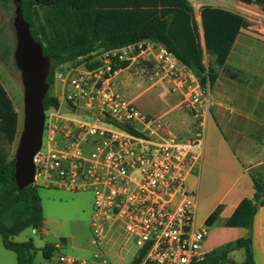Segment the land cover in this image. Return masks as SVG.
<instances>
[{"label":"built area","instance_id":"built-area-1","mask_svg":"<svg viewBox=\"0 0 264 264\" xmlns=\"http://www.w3.org/2000/svg\"><path fill=\"white\" fill-rule=\"evenodd\" d=\"M211 5L258 29L264 22V6L257 0ZM146 62L173 83L181 104L196 118L190 138H180L163 115L146 114L117 90L118 70ZM54 78L60 85L54 95L58 105L45 111L42 146L34 156L35 184L93 191V258L108 264L107 252L119 244L120 257L126 246L136 248L129 264H203L209 225H195L196 196L187 181L203 157L205 118L214 104L209 85L203 87L165 46L147 39L99 47L60 64ZM62 105L71 112H61ZM54 246L48 264H88L64 253L63 241Z\"/></svg>","mask_w":264,"mask_h":264},{"label":"trees","instance_id":"trees-1","mask_svg":"<svg viewBox=\"0 0 264 264\" xmlns=\"http://www.w3.org/2000/svg\"><path fill=\"white\" fill-rule=\"evenodd\" d=\"M9 1L0 0V3ZM20 7L32 35L43 44L45 54L51 59L50 89L60 64L99 47H122L143 39L165 46L206 87L215 82L217 72L204 62L201 30L206 51L214 56V63L221 66L240 30L248 25L242 16L211 4L202 5L199 23L190 0H20ZM44 104L46 109L58 105L50 90ZM18 133V111L0 81V134L12 143ZM14 170L15 156L7 158L0 148V234L3 243L16 252L18 264H35L38 251L48 261L56 250L54 244L38 247L32 238L14 239L25 229H39L45 222L39 186L30 184L19 188ZM253 183V196L241 200L226 225L253 226L254 215L264 204V179L253 176ZM218 214L219 210L211 214L207 224L211 225ZM240 247L246 250L244 264H256L250 238H240L226 246L227 249ZM226 256L225 250H215L207 254L202 263L225 264Z\"/></svg>","mask_w":264,"mask_h":264},{"label":"crops","instance_id":"crops-1","mask_svg":"<svg viewBox=\"0 0 264 264\" xmlns=\"http://www.w3.org/2000/svg\"><path fill=\"white\" fill-rule=\"evenodd\" d=\"M197 20L200 23V17ZM201 43L204 62L212 65L217 76L209 85L214 104L205 118L202 161L187 181L196 196L195 225L207 224L209 216L219 210L203 242L207 254L225 250V264H244L245 248L226 246L240 238H250L256 264H264V204L258 207L251 228L226 225L241 200L253 196V176L264 179V22L259 29L248 24L240 30L221 66L206 51L202 30ZM114 81L117 90L134 103L142 93L155 89V101L146 104L143 112L163 115L182 139L193 135L196 118L181 104L173 83L156 71L152 62L126 66L115 73ZM144 85L140 93L134 94ZM59 92L60 85L54 82L51 94ZM44 227L45 222L41 228L33 229L42 232ZM1 238L3 243L2 235Z\"/></svg>","mask_w":264,"mask_h":264},{"label":"rangeland","instance_id":"rangeland-1","mask_svg":"<svg viewBox=\"0 0 264 264\" xmlns=\"http://www.w3.org/2000/svg\"><path fill=\"white\" fill-rule=\"evenodd\" d=\"M196 10L197 18L202 5L213 4V0H190ZM264 6V0H257ZM16 4L13 0L7 4L0 3V81L11 94L15 107L19 114V133L23 122V85L20 71L14 61L16 46V34L13 25ZM146 86L135 90L140 93ZM51 92V89H50ZM155 89H150L141 94L135 101L138 108L145 109L146 104L155 101ZM143 111V110H142ZM19 133L14 142L9 143L0 134V148L7 158L15 156L18 145ZM42 199L45 227L43 231H34L27 228L14 237L17 241H25L32 238L39 246L46 243L63 241V252L68 255L85 259L88 264H102L93 258L97 245L93 242L91 217L94 209V193L91 190L70 191L61 188L39 186ZM119 244L114 245L108 253V264H129L136 248L127 247L121 250L123 257L118 255ZM36 263L48 264L38 251ZM0 264H17V255L13 250L7 249L2 243L0 235Z\"/></svg>","mask_w":264,"mask_h":264},{"label":"water","instance_id":"water-1","mask_svg":"<svg viewBox=\"0 0 264 264\" xmlns=\"http://www.w3.org/2000/svg\"><path fill=\"white\" fill-rule=\"evenodd\" d=\"M13 1L16 4L13 20L16 34L14 61L23 85V122L15 151L14 178L18 187L23 188L35 184L34 156L42 146L46 111L44 99L50 90L48 76L51 59L45 54L43 44L32 35L30 24L23 16L20 0ZM60 111L71 112V108L62 105ZM78 112L86 113L83 109ZM91 115L95 116L97 112L91 111ZM101 117L106 116L102 114Z\"/></svg>","mask_w":264,"mask_h":264}]
</instances>
